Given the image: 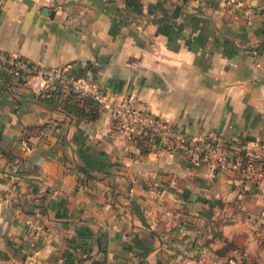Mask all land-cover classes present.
<instances>
[{
  "label": "crops",
  "instance_id": "1",
  "mask_svg": "<svg viewBox=\"0 0 264 264\" xmlns=\"http://www.w3.org/2000/svg\"><path fill=\"white\" fill-rule=\"evenodd\" d=\"M0 53L106 94L86 121L0 77V264H264V173L144 153L111 114L264 146V0H0Z\"/></svg>",
  "mask_w": 264,
  "mask_h": 264
},
{
  "label": "built area",
  "instance_id": "2",
  "mask_svg": "<svg viewBox=\"0 0 264 264\" xmlns=\"http://www.w3.org/2000/svg\"><path fill=\"white\" fill-rule=\"evenodd\" d=\"M85 67H87L86 62L39 67L25 59L0 53V69L11 73L15 80L35 79L33 90L37 96H44L59 86L63 95L74 92L87 96L100 105L105 104L106 94L91 78L92 71L87 69L85 75H77V70ZM111 114L118 132L124 138L135 142V137L143 131L151 132V137L145 144L148 152L180 151L194 164H209L220 169L240 170L249 178L264 173V146L260 143H242L233 146L210 137L189 138L166 118L155 116L147 109H139L127 99L113 106ZM240 153L249 157V161L258 159L261 162L251 161L241 167ZM27 223L29 227L34 228L31 220ZM228 264L237 263L230 258Z\"/></svg>",
  "mask_w": 264,
  "mask_h": 264
},
{
  "label": "trees",
  "instance_id": "3",
  "mask_svg": "<svg viewBox=\"0 0 264 264\" xmlns=\"http://www.w3.org/2000/svg\"><path fill=\"white\" fill-rule=\"evenodd\" d=\"M89 69L92 71L93 76L95 75V68L91 64H87V67L84 70L79 71L77 73L78 76H83L86 73V70ZM0 77L3 78L7 83L17 82L18 84L23 83V79L15 80L14 76L8 71L0 70ZM39 100L44 102L45 104L54 107L56 109L62 110L74 117L79 119H83L86 121L96 120L99 116L100 104L93 101L87 96H82L74 92L67 93L63 95V91L61 87H56L52 91H49L44 96H38ZM151 137V132L149 130L143 131L137 137H135V143L140 148V150L144 153H147V149L145 144ZM240 157L242 158L241 167L247 165L248 162L255 161L261 162L258 159H252L249 161V157L245 154L240 153ZM261 237H260V245L264 249V223L261 224L260 227ZM239 264H258L254 260L247 259L246 257H242L239 261Z\"/></svg>",
  "mask_w": 264,
  "mask_h": 264
}]
</instances>
